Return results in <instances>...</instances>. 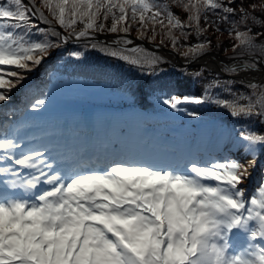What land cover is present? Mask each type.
Segmentation results:
<instances>
[{
    "label": "snow or ice",
    "instance_id": "6c2138e0",
    "mask_svg": "<svg viewBox=\"0 0 264 264\" xmlns=\"http://www.w3.org/2000/svg\"><path fill=\"white\" fill-rule=\"evenodd\" d=\"M0 6V103L24 84L28 74L41 66L50 49L67 44L69 36L85 39L96 33L112 35L105 45L109 55L129 64L151 67L160 56H135L146 51L128 38L137 27L138 39L155 42L162 37L177 47L176 29L201 28L203 9L234 14L222 0H171L188 13L186 22L174 13L168 0H7ZM53 18L67 32L44 28ZM102 18V20H101ZM111 18L110 27L105 22ZM226 18V17H225ZM241 19L247 21L246 12ZM39 21V23L37 22ZM82 23V30L76 25ZM39 39H33V33ZM235 31L238 41L232 63L223 71L248 74L264 72V46L259 60L248 57L264 37V28ZM59 41L60 44L56 43ZM211 44L197 43L183 55H201ZM95 49L96 43L89 45ZM80 60L84 53L70 51ZM264 93V81L249 82ZM173 110L184 104L201 105L203 96L171 95L161 101ZM233 117L264 116V94L248 102L218 98L211 101ZM38 100L36 109L44 105ZM259 109V111H257ZM188 115H198L188 113ZM244 158H225L206 164L189 161L184 170L154 168L147 164L111 163L99 170L69 174L47 149L22 147L7 135L0 137V264H264V181L258 195L243 187L264 158V135L238 134ZM8 188L31 193L27 198H6ZM250 234L249 250L229 255V235L234 229Z\"/></svg>",
    "mask_w": 264,
    "mask_h": 264
},
{
    "label": "trees",
    "instance_id": "16d2710c",
    "mask_svg": "<svg viewBox=\"0 0 264 264\" xmlns=\"http://www.w3.org/2000/svg\"><path fill=\"white\" fill-rule=\"evenodd\" d=\"M246 1L255 2L261 0ZM23 2L27 3L26 0H23ZM168 2L170 8L173 7V5L171 4V0H168ZM222 2L225 5H227L228 3H232L233 5L239 6L241 4L237 3L238 0H235L234 2L231 0H222ZM0 6L10 5H8L7 0H0ZM244 12H246L247 14L246 9H244ZM217 14L221 13L210 8H206V15L207 17H209L208 19H217ZM252 14L256 16V19H259V17L261 16L255 13ZM187 15L188 13L182 14L180 15V18H182V20L186 22L185 18H187ZM49 19L51 21V24H47L48 26H45L41 23L40 26L44 28L55 27L57 31L61 32L56 21L51 17H49ZM37 22L39 23V21ZM111 23L112 20L111 18H109L105 22L106 27H110ZM82 27V23H78L76 25L77 30H82ZM250 29H253L254 31V28ZM232 30L234 29L230 28V31ZM130 34L138 36L137 27L135 25L133 26V30L130 32ZM161 38L162 37L158 36L155 42L160 43ZM33 39H39V36L35 32L33 33ZM145 39L149 42H152L150 40V34ZM181 40L184 39H182L181 37L178 38L176 48H173L171 45V41L167 40L166 38L165 43L163 45L169 49L176 51L177 53H179L180 56H182L184 52L182 51L183 43L181 42ZM208 40L209 38L206 39V41ZM202 42H204V40H202ZM56 43L60 44L59 41H56ZM91 43H96L97 47L95 49L91 48L89 46ZM106 44L107 43L94 40H84L72 44H60L58 48L50 49V51L52 50L53 53L51 54L50 52V55L45 58L41 66H39L28 74V78L24 81V84L13 89L7 101L0 103V115L2 116V118H0V125L3 123L4 119L7 120L8 118V115L5 113L3 106L11 98H15L14 95H18V100H20L25 90L33 84L38 85V82L42 83L41 87L43 88H41L42 90H40L42 96L45 97L48 95V91H46L48 85L46 83H51V81H49L47 77L49 72H61L63 75L66 74L63 77L64 79L68 81H73L79 76H81V70L83 69H105L108 66H111L112 70L114 71L112 79H104L103 77L94 74H89L86 80L92 81V83L95 85L92 90H99V88L100 90H103V97L108 99L113 97V100L115 101L114 104L119 105L122 108V111H124V108L126 106H131L133 108L139 109L140 111H143L145 115L140 117L141 120L147 121L151 118H153L155 121L164 120V117L162 115L165 116L167 113L164 111L163 107L159 105L158 99H160L164 94H167L169 91L174 90V86H172V84L175 76L179 75L181 77L186 75L187 73H190L193 76L194 81L203 84L205 86V89L200 95L195 93L194 91L188 95L203 96L205 100L208 101L204 104H201V107L190 106L191 113L198 114L193 115L196 119L201 120L202 122L213 120L218 117H230L239 133L240 131H243L245 134H252L255 129H259L261 133H264V116L253 115L252 117L236 118L233 117L228 110H225L216 105L215 103L211 102L218 98H228L230 100L235 99L240 103H246L248 102L250 95H255L256 100H259V96L248 87V83H245L242 80H235L228 75L222 76L219 73L211 72L208 70L207 67L202 65H176L166 59H162L161 62L151 67L147 65H145L144 67H139L117 59L114 60L113 63H110V57L108 56V52L105 51ZM186 46L192 47L189 44H186ZM140 48L146 51L150 50L142 46H140ZM74 50L82 51L84 53L83 58L80 60H76L75 58L70 59L68 53ZM151 53L158 55V52L155 51ZM259 53V49L255 47V50L249 52L248 55ZM190 56L198 57L197 55ZM251 61L252 60H250L249 62ZM47 63L51 64V67L49 69H44L43 66ZM163 68H165L164 71H162ZM226 73L230 74L228 72ZM41 74L45 75L41 76ZM71 75L73 76L72 78ZM218 82H221L222 86H220ZM26 85L27 87L24 88ZM79 95L82 96L80 97V99L84 100L83 103L85 101L94 100L93 96H89L88 91L79 93ZM76 96L77 95L75 94L70 96V98H77ZM29 101H31V99L23 101V103H26V105L23 107L22 110L28 108L27 105L29 104ZM48 106L49 108H53L52 104ZM257 111H259V109H257ZM134 121L135 120L133 119V116L130 115L127 121L128 129L134 124ZM168 122L176 123V121L169 120Z\"/></svg>",
    "mask_w": 264,
    "mask_h": 264
},
{
    "label": "rangeland",
    "instance_id": "374dc122",
    "mask_svg": "<svg viewBox=\"0 0 264 264\" xmlns=\"http://www.w3.org/2000/svg\"><path fill=\"white\" fill-rule=\"evenodd\" d=\"M231 1L234 2L235 0H231ZM245 1L246 0H238L237 3L238 4L241 3L239 6L233 5L232 3H228L227 5H225V6L233 7L235 9L234 14H226L221 10H215V11H218L219 13H221V14L216 15L217 19H215V20L208 19L209 17H207V15H206V9H203L201 12V22H200L201 28L203 29V32L196 31L195 27H192L191 29H185L183 31H187L190 33L185 38L182 34L181 29L174 30L175 34L178 36V38L181 37L182 39H184V40H181V42L183 43L182 51L184 52L187 50V48H189L188 46H186V44L194 46L197 43L207 42L206 39L209 38L211 40V44L205 50V53L215 52L219 55H223L226 57H233L235 46H236V44H238V41L235 39V31H243V30H247L250 28H254V31L252 29L250 32V34H254V33L259 32L264 27V19H263L264 18V0L255 1V2H248V1L245 2ZM244 9L247 10V21H245L244 19H241V13L244 12ZM171 10L174 13L178 14L179 16L186 13V12L178 9L174 5H173V7H171ZM252 13L259 14L261 16L259 17V19H256V16L253 15ZM185 20H186V18H185ZM230 28H232L234 30L230 31ZM202 40H204V42H202ZM262 46H264V37H261L259 39V41L256 42V44H255V47L258 48L259 51H260ZM50 52H51V54L53 53L52 50ZM151 52H153V51L148 50V51H142L140 53H135V54H130V55H135V56H139V57L160 56V57H162V59L168 60L167 58H165L160 53H158V55H157V54H153ZM108 56L110 57V59H109L110 63H113L114 60H116V59L123 61V60L115 58L109 54H108ZM182 56L185 57L184 55H182ZM189 57H191V56H189ZM185 58H188V57H185ZM50 67H51V64H49V63H47L43 66L44 69H49ZM164 70H165V68L162 69V71H164ZM208 70L211 72H214L209 68H208ZM237 73H239V72H237ZM89 74H94V75L103 77L104 79H112L114 71L112 70L111 66H108L105 69L87 68V69L81 70V76H79L78 78H76L73 81H71V80L68 81V80L64 79L63 77L66 74L63 75L61 72H55V71L49 72L47 77H48L49 81H51V83H46L48 85V88L46 89V91H48V93H49L47 100L52 102L54 99L60 98L59 100L62 102H65V103H69L71 101L80 102L81 101L80 97H82V96L79 95V93L86 92V91L89 92V96H93L95 98L96 97L97 98L102 97L103 96V93H102L103 90H100V88H99V90L98 89L92 90L95 85L92 83V81L86 80L88 78ZM230 74H234V73H230ZM44 75L45 74H41V76H44ZM72 77L73 76L71 75V78ZM235 80H237V79H235ZM247 80H250V79L247 78ZM243 82L249 84V82H247V81H243ZM218 83L220 86H222L221 82H218ZM27 85L24 88H26ZM41 86H42L41 82H38V85L33 84L32 86H30L29 88H27L25 90V92L23 93L21 98L23 96H26L27 94H29L30 97L32 98L33 96L38 94V92L42 88ZM86 86H88V87H86ZM172 86H174V90L169 91L167 94H164L160 99H158V102H159V105L161 107H163L164 111L167 113L165 116L163 115L165 121H168V120L169 121H176V124H173V125L181 126L180 129H183L185 126L188 127L187 128L188 129V133H187L188 135H185V145L186 146L183 145V150L181 152L182 154L183 153L185 154L184 158H186L187 160L182 159V161L180 162V164H178V166H181L184 168V166L189 161H195L197 163L206 164V163H209L211 161L222 160V159L230 158V157H236V158L242 160L244 158L243 152L238 150V149H240L241 143H242L241 141H239L237 139L239 131L238 132L235 131L236 127L229 117H218L216 120L203 122V123L198 124L196 126L192 120L193 115H188V113H191L190 106L201 107V105L184 104L181 106V108L183 110L177 111V110L171 109L170 107L164 105L161 102L163 99H165L171 95L191 96L188 94L192 93L193 91L200 95L203 93L205 86L203 84H201L200 82H195L193 79V76L190 73H187L186 75L181 76V77L179 75L175 76ZM253 92L255 94H257L259 96V98L261 97L262 92L260 90H253ZM75 94L77 95L76 96L77 98L75 100L70 98V96L75 95ZM65 97H67V98H65ZM15 101H16V98H14L13 100L11 98L9 100L8 108L9 109L13 108V111H15V110L17 111V109H15V108L17 106V103L20 100L17 101V103H15ZM86 102H89V101H86ZM110 112H111V116H112V121H114L115 125L117 126L116 130H121L120 128H122V126H125L124 119L128 115H132L135 118H137V117L140 118V117L144 116L143 112L132 109L131 107H126L124 109V112H120V109L115 107V108H113L112 111H110V110L106 111L104 113V118H107ZM65 114H66V112H65ZM152 119L153 118H151L150 121H154ZM226 119H229V121L231 122L232 126L235 129L234 131H232L231 127L227 126V124L225 122ZM77 120H78V117H76L73 124L69 122V124L72 125L71 127L76 126ZM88 123H89V126L92 127V121H89ZM213 125H219L221 127H225V126L228 127V129H227L228 132L233 134L231 136L233 138V141L231 144L227 143V145H228L227 147H228V149H231L232 151L230 153H227L226 155H223L220 153L215 154V155L210 157V160H208V158L204 159L202 157L197 158L196 155H198L200 153H197L196 155L193 156V153L198 152V151L192 152V151L188 150V148H191L192 141H194V142L196 141V143L200 142L199 139L201 137V133L203 134L204 132H208L209 128ZM156 126L158 128H163L165 130H169V132H170L169 134H171L173 136L175 133V136L178 137L177 131L173 132V129H171L172 127L169 126L168 124L164 125L163 127H160V125H156ZM146 130H147V128H143V127L141 128L140 127L139 129L137 128V133H140L142 131L145 132ZM240 133H241V131H240ZM252 134L264 135V133H261L259 129H255V131ZM29 135H31V136L36 135V138L34 140L23 141V142L21 140H18L21 143L22 147L15 149L17 155H19L21 151L28 152L30 149H40V150L47 149V152L50 155L55 156L57 158V156L60 155V152L55 153L54 150L56 148H53L50 145L59 142L60 138H62L64 140V142H66V137L63 138L62 135H58V134H55L54 136L47 135L46 137L42 138V137H40V130H36V129L30 130ZM172 139L173 138L170 137L169 141H172ZM176 142H178V139L176 140ZM60 143H61V141L57 144H60ZM34 146H38V148H34ZM220 148H221V145H220ZM191 150H192V148H191ZM193 150H195V149H193ZM115 151L118 152L117 150H115ZM100 154L101 153H99V155ZM96 165H97V169H94V170H99V169H101V168H103L109 164L106 165L105 163L97 162ZM98 166H99V168H98ZM87 171H89V170L88 169H82L81 172H87ZM74 172L75 171H71V174ZM249 172H250V176L247 180H245L243 187L245 188L248 196H251L253 194L258 195L257 185H259L262 181H264V158H260L257 162V166L255 168L249 169ZM1 178H3V177H1ZM5 192H8V190H6ZM12 192H18L19 193L18 197H16V198H27V196L31 194V193H26L23 189H20V188H15V189L13 188ZM238 237L240 238V241L237 240ZM249 237H250V234L244 232L242 229L237 228V229L232 230V233L229 235V238H228L229 239V248H230L229 249V255H239V254H241V250L244 246H246V245L248 246V245L254 243V242H252V240ZM244 250L248 251L247 247H245Z\"/></svg>",
    "mask_w": 264,
    "mask_h": 264
},
{
    "label": "bare ground",
    "instance_id": "6f19581e",
    "mask_svg": "<svg viewBox=\"0 0 264 264\" xmlns=\"http://www.w3.org/2000/svg\"><path fill=\"white\" fill-rule=\"evenodd\" d=\"M163 55L168 60L170 59L172 61H176L175 58L169 53L165 52V53H163ZM202 60L205 62V64L209 65L211 68L221 67L224 69L225 67L229 66L232 63V61L231 62L230 61L221 62V59H219L218 57L213 56V55L207 56V57L203 58ZM248 61H250V60H248ZM241 75L245 78L250 79L251 81H259L260 79L263 78L264 72H262L260 69H255L251 73H248V74H242L241 73ZM225 122H226L227 126L232 128V131L235 130L234 127L232 126L231 122L229 121V119H226ZM227 126H225V127H221L219 125L211 126L209 128L208 132H204L203 134L201 133V137L199 139L200 142L196 143V141L195 142L192 141V144H191L192 150H191V148H188V150L192 151V152L193 151H201L203 153V155L206 156L207 153L209 151H211V148L214 144H217V143H219V144H227V143L231 144L233 141V138L231 136L233 134L228 132ZM187 128L188 127L185 126L183 129L180 130V138L182 140L183 145H185V135L188 133ZM193 149H195V150H193ZM225 149H226V146H224L223 150H225ZM80 162H82L83 164L88 165V166H94L95 165L91 161L84 160L83 157L80 158ZM250 245L244 246L241 250V253L246 251V250H244L245 247H247V250H249Z\"/></svg>",
    "mask_w": 264,
    "mask_h": 264
},
{
    "label": "water",
    "instance_id": "95a60500",
    "mask_svg": "<svg viewBox=\"0 0 264 264\" xmlns=\"http://www.w3.org/2000/svg\"><path fill=\"white\" fill-rule=\"evenodd\" d=\"M112 38L113 37H112L111 34H105V33H96L92 37L85 38V39H79V40L76 39L75 37L69 36L68 43L78 42V41H82V40H95V41H101V42H105V43L110 44ZM128 38L132 39L134 41L133 46H144L146 48H149L151 50L159 52L162 55L165 52L171 54L175 58L176 61H173V62L176 63V64H182V65L186 64V65H191V66H193V65H204V66L209 67L211 70H213L215 72H219V73L224 74V75H226V73L223 71V68H221V67H219V68H211L209 65L205 64V62L202 59L207 57V56L213 55V56H216L219 59H221V62H225V61L226 62H228V61L231 62L232 61V58H229V57H226V56H223V55H219V54H217L215 52H207L205 54L200 55L197 58L191 59L187 63H184V61H187V58H182L176 51H174L172 49H169V48H167V47H165V46H163V45H161L159 43L149 42L146 39H138L136 36H134L132 34H129ZM244 59H251V60L255 59V60L258 61L259 60V55L254 54V55H248V57H243V56L242 57H238V60H244ZM229 76L234 78V79H241V80H244V81H247V82H251V83H259L261 81H264V76L259 81L247 80V78L243 77L241 75V73H236V74H232V75H229Z\"/></svg>",
    "mask_w": 264,
    "mask_h": 264
}]
</instances>
